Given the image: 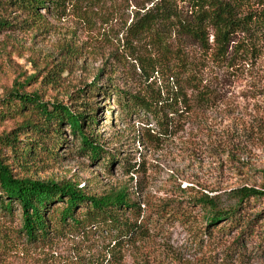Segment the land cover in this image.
I'll return each instance as SVG.
<instances>
[{
    "label": "rangeland",
    "instance_id": "obj_1",
    "mask_svg": "<svg viewBox=\"0 0 264 264\" xmlns=\"http://www.w3.org/2000/svg\"><path fill=\"white\" fill-rule=\"evenodd\" d=\"M221 1L231 5L232 17L243 18L229 32L223 53L208 25L205 41L172 27L162 39L129 29L135 12H144L151 0H44L36 14L0 5V98L18 87L78 111L90 106V129L103 149L91 160L79 137L61 123L59 145H52L55 136L40 141L52 153L37 148L13 170L37 180H69L88 194L126 188L140 209L137 220L156 221L145 237L120 247L118 264H264L262 198L245 202L240 228L247 229L237 240L239 227L224 235L200 233L196 198L216 196L217 206L227 208L234 202L230 189L264 184V22H251L264 10L258 0ZM171 4L169 22H195L190 0ZM164 39L172 56L160 55ZM173 73L181 78L178 85ZM186 77L202 87L201 100ZM171 89L191 94L189 111L180 101L178 111L166 115L126 113L119 105L134 94L155 109L157 95ZM19 119L0 120V132ZM20 222L16 204L8 213L0 210V264H94L108 242L70 228L31 241Z\"/></svg>",
    "mask_w": 264,
    "mask_h": 264
},
{
    "label": "trees",
    "instance_id": "obj_2",
    "mask_svg": "<svg viewBox=\"0 0 264 264\" xmlns=\"http://www.w3.org/2000/svg\"><path fill=\"white\" fill-rule=\"evenodd\" d=\"M42 1L44 0H0V5L12 4L27 14H36L35 7L41 5ZM172 1L151 0L150 7L144 12H135L129 29L136 32L151 31L154 39H162L164 31L172 27L183 33L195 34L201 41H205L207 33L203 32V27L208 25L213 28L212 36L216 41L218 52L223 53L229 32L238 28L243 19L232 17L233 10L227 2L211 0L210 10H207L206 0H190L195 22L178 18L169 22L172 15ZM258 1L264 10V0ZM254 20L264 22V12L258 17L254 15L251 22ZM4 23V20H0V25ZM166 43L164 39L159 44L160 55L172 56V51ZM173 76L178 85L181 79L179 74L173 73ZM186 79L193 97L201 100L205 96L202 87L194 85L188 77ZM104 90H108V87L106 86ZM170 91V95L164 97L157 95L154 100L157 105L155 109L150 106L148 100L134 94H128V102L122 101L119 105L126 113L141 109L155 115L157 113L166 115V112H177L176 105L180 101L189 111L191 94L186 96L180 89ZM86 107L85 110L80 111L71 109L61 100H42L35 92L26 93L18 87H12L0 98V120L20 117L15 126L0 132V210L8 213L13 204H16L19 208L23 234L31 241L50 239V234L58 233L62 228L77 230L84 237L96 233L105 236L108 238L107 244L92 261L94 264H118L120 247L132 242L135 236L145 237L148 226L150 224L153 226L156 221V218L137 220L140 209L138 204L128 197L126 188L122 187L98 195L88 194L69 180H37L13 170V165L27 163L33 154L37 153L35 151L37 148L52 153L53 149L40 144V141L44 143L45 139L51 140L52 136H55L56 140L52 145H59L61 123L69 126L71 134L79 137L81 149L87 151L91 160H96L103 149L96 142V137L90 129L94 122L92 108ZM83 127L88 128L86 133ZM33 136L36 137L35 140ZM112 156V154L107 155L109 162ZM229 192L234 202L227 208L217 206L216 196L202 195L196 198L202 208L203 226L200 233L205 235L204 237L211 236L214 230L224 235L225 229L230 231L239 227L238 234L234 238L237 240L247 229L240 228L243 223L242 209L245 202L251 198H262L264 202V184L259 187L240 185L230 189ZM185 219L186 217L180 218V221L185 222Z\"/></svg>",
    "mask_w": 264,
    "mask_h": 264
}]
</instances>
